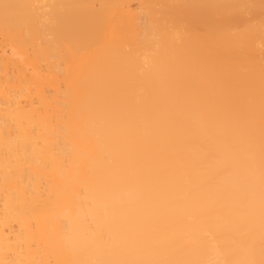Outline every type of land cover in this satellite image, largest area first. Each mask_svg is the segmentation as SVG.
<instances>
[{
	"label": "bare ground",
	"instance_id": "1",
	"mask_svg": "<svg viewBox=\"0 0 264 264\" xmlns=\"http://www.w3.org/2000/svg\"><path fill=\"white\" fill-rule=\"evenodd\" d=\"M0 264H264V0H0Z\"/></svg>",
	"mask_w": 264,
	"mask_h": 264
},
{
	"label": "snow or ice",
	"instance_id": "2",
	"mask_svg": "<svg viewBox=\"0 0 264 264\" xmlns=\"http://www.w3.org/2000/svg\"><path fill=\"white\" fill-rule=\"evenodd\" d=\"M5 7H8V5H4Z\"/></svg>",
	"mask_w": 264,
	"mask_h": 264
}]
</instances>
